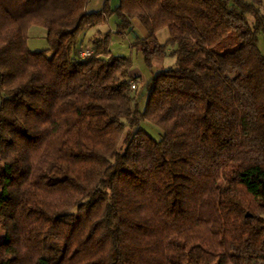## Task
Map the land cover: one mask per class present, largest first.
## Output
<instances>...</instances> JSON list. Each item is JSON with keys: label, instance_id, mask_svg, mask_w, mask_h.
Returning <instances> with one entry per match:
<instances>
[{"label": "trees", "instance_id": "1", "mask_svg": "<svg viewBox=\"0 0 264 264\" xmlns=\"http://www.w3.org/2000/svg\"><path fill=\"white\" fill-rule=\"evenodd\" d=\"M89 1L0 0V264H264V0Z\"/></svg>", "mask_w": 264, "mask_h": 264}, {"label": "rangeland", "instance_id": "2", "mask_svg": "<svg viewBox=\"0 0 264 264\" xmlns=\"http://www.w3.org/2000/svg\"><path fill=\"white\" fill-rule=\"evenodd\" d=\"M98 1V0H97ZM94 0H90L87 4L86 9L89 10L93 5ZM116 3L117 1L114 0ZM115 26H116V18L115 16L109 17L108 21L105 25L99 26L98 29L101 31H108L111 32L109 48L112 54L114 55H121L127 56L132 61V67L130 73L132 76H137L136 88L131 90V96L134 97V105L142 111L145 105V84L149 80L151 74L156 73L160 68L168 67L174 64V57L170 55L171 46H167L166 56L163 59H158L153 61V65L151 68L147 67L144 63V60L141 54L132 47L133 41L136 37H141L143 34L141 33L140 29L133 26V31L127 32L125 34H116L115 33ZM31 33H34L33 36L30 37L28 34L27 44L32 48L40 47L43 48L46 46L44 33L45 30L40 26H31L28 30ZM97 31V28L86 29L84 30L78 37V46L80 49H89L90 39ZM42 32V33H41ZM169 36V32L167 28H161L156 32V38L161 44H165ZM36 48V49H40ZM258 48L264 54V39L263 36L260 34L258 36ZM140 127L146 131L153 139L158 140L162 133L161 129L155 125L153 122L148 120H143L140 122ZM3 237V230L0 227V240Z\"/></svg>", "mask_w": 264, "mask_h": 264}, {"label": "crops", "instance_id": "3", "mask_svg": "<svg viewBox=\"0 0 264 264\" xmlns=\"http://www.w3.org/2000/svg\"><path fill=\"white\" fill-rule=\"evenodd\" d=\"M93 1V0H92ZM117 1V0H116ZM110 3H112V6H115L116 5V3L114 2V0H110ZM102 4H103V0H94V2H93V5L91 6V8L88 10V11H94V10H98L99 8H101V6H102ZM89 6V5H88ZM87 6V7H88ZM86 7V8H87ZM89 8V7H88ZM87 10V9H86ZM132 26H134V27H136V28H138V29H140V31H141V33L143 34L142 36H145V34H146V32H145V30L143 29V26L140 24V22L138 21V20H136V19H132ZM42 33V32H41ZM30 35V37L31 36H33V34L34 33H31V32H27V35ZM44 36H45V33H44ZM31 48V47H30ZM32 48H33V46H32ZM36 48H40V47H34L33 49H36Z\"/></svg>", "mask_w": 264, "mask_h": 264}, {"label": "built area", "instance_id": "4", "mask_svg": "<svg viewBox=\"0 0 264 264\" xmlns=\"http://www.w3.org/2000/svg\"><path fill=\"white\" fill-rule=\"evenodd\" d=\"M91 53H92V51H91L90 49H84V50L81 49V50H79V52H78V54H79V56H80L81 58H86V57L90 56ZM135 88H136V82L131 81V82H130V89L132 90V89H135Z\"/></svg>", "mask_w": 264, "mask_h": 264}]
</instances>
